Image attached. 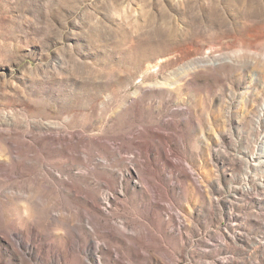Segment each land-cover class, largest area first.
<instances>
[{
  "label": "rangeland",
  "instance_id": "obj_1",
  "mask_svg": "<svg viewBox=\"0 0 264 264\" xmlns=\"http://www.w3.org/2000/svg\"><path fill=\"white\" fill-rule=\"evenodd\" d=\"M0 264H264V0H0Z\"/></svg>",
  "mask_w": 264,
  "mask_h": 264
}]
</instances>
